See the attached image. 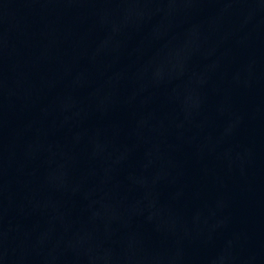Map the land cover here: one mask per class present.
<instances>
[{
    "label": "water",
    "instance_id": "1",
    "mask_svg": "<svg viewBox=\"0 0 264 264\" xmlns=\"http://www.w3.org/2000/svg\"><path fill=\"white\" fill-rule=\"evenodd\" d=\"M0 264H264V0H0Z\"/></svg>",
    "mask_w": 264,
    "mask_h": 264
}]
</instances>
